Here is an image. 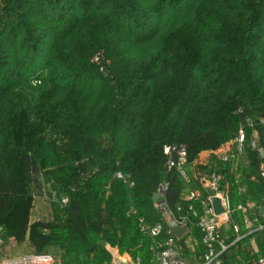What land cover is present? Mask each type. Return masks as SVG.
<instances>
[{
    "label": "trees",
    "instance_id": "trees-1",
    "mask_svg": "<svg viewBox=\"0 0 264 264\" xmlns=\"http://www.w3.org/2000/svg\"><path fill=\"white\" fill-rule=\"evenodd\" d=\"M260 119L264 0H0L2 240H30L36 254L56 248L62 264H110L106 245L149 264V240L128 210L162 223L164 239L165 220L151 200L161 182L174 213L188 204L198 210L210 195L186 199L201 186L180 178L179 149L187 170L202 152L229 145L226 159L211 156L203 174L219 173L223 188L236 167L246 194L264 199L260 188L252 191L264 184V157L247 147L242 169L234 144L242 129L245 144L255 131L264 147ZM165 146L174 151L165 154ZM49 183L56 192L50 200ZM37 198L47 199L52 220L27 224ZM250 219L264 224L256 213ZM236 232H220L231 244L220 253L222 264H257L264 252L251 255L234 242ZM183 241L182 257L190 259Z\"/></svg>",
    "mask_w": 264,
    "mask_h": 264
},
{
    "label": "built area",
    "instance_id": "built-area-1",
    "mask_svg": "<svg viewBox=\"0 0 264 264\" xmlns=\"http://www.w3.org/2000/svg\"><path fill=\"white\" fill-rule=\"evenodd\" d=\"M97 58L95 59V61ZM259 123L264 125V119H260ZM264 131V130H263ZM259 134L253 132L251 141L249 144H245V135L242 129H239L237 136L235 138L234 144L237 149L236 161L239 158L246 154V148L251 147L257 149L258 152L263 150L264 147L259 146ZM174 151L173 148L169 146L164 147V153L168 154L169 152ZM225 154V153H224ZM223 154V155H224ZM215 155L219 159L225 160V156ZM263 157V156H262ZM186 152L185 150L179 149L177 151V163L176 171L178 172L180 178L184 183H189L191 177L189 176L186 170ZM118 178L122 179L124 183L128 186H132L131 183H128L120 174L117 175ZM260 178L264 180V162L260 165ZM222 176L219 173L211 172L206 180L205 185L206 189L210 192V195L200 202V208L196 210L191 204H188L184 207H176L175 213L169 210L166 207L164 202L165 190L168 186L166 181L161 182L155 193L160 196V199L154 204L156 211L161 213L163 220L166 221L167 218L171 217L179 225H187L189 228V223L194 219L192 224L198 228L201 235V242L204 246V256L202 264H222L220 260V253L226 250L231 244L226 245L221 239L220 232L221 227L219 225V220L227 221L230 216V202L229 195L227 190L221 187ZM212 197H217L221 201V205L224 208L225 212L221 216L214 215L213 209L210 204V199ZM199 194L197 191L189 192L186 199L190 201H198ZM62 205L67 203V199L63 198L61 200ZM239 209L241 207H238ZM128 215L135 216L137 219V227L139 232L148 238V250L150 253L149 264H187L186 260L182 257V248L179 246L177 239L170 236L168 238H161V235L164 230V225L160 222L155 224H147L144 222L143 218L138 215L137 210L130 208L127 212ZM177 214L178 216L176 217ZM257 223V219L254 220ZM264 228V224H258L257 229L261 230ZM168 232V231H167ZM0 241H2L0 237ZM134 264H141V259L139 257L132 258ZM0 264H53V258L45 254H23L15 256L12 258H5ZM257 264H264V257H259Z\"/></svg>",
    "mask_w": 264,
    "mask_h": 264
},
{
    "label": "crops",
    "instance_id": "crops-1",
    "mask_svg": "<svg viewBox=\"0 0 264 264\" xmlns=\"http://www.w3.org/2000/svg\"><path fill=\"white\" fill-rule=\"evenodd\" d=\"M228 149H229V145H227L226 147H224L223 149H221L215 153L202 152L199 155V159H198L197 163L192 165V166L187 167V170L189 172L190 177L193 180L199 182V184L201 186L200 188L195 190V191H197L199 196L202 194V192H204L206 196L209 195V191L206 189V185L204 183L208 175L206 176L205 174H203V170L206 167L207 162L209 161L211 156H215L218 154L221 155L222 153L227 152ZM241 157L239 158V160L241 159ZM242 159L245 160V162H243V164H241L240 161L237 160L236 165L238 164L243 169L245 165L249 164V162L247 160L246 154L243 155ZM243 160H241V161H243ZM233 173H234L233 181L231 183L226 182L225 184H223V188L225 190H227L228 195H229L230 216H229L227 221H225L224 219L223 220L220 219L219 225L221 227V231H223L224 233L230 231L231 227L234 226V228L237 230L236 239L234 240V242L242 241L243 246L245 247V249L250 251L251 255H256L257 257H259L261 254L260 251L264 252V238L262 236L255 234L256 231L259 230V229H257L258 223H256L254 221L255 219H253V220L250 219V216H254L255 213L258 215L259 205H260L261 201L264 199H261L259 201L257 198L249 197L246 194V191H245L246 188H244V187L243 188L245 190H243V193L239 192L236 188H235V190H232V188L234 186L238 185L239 183H241V184L243 183L240 180L241 179L240 173L237 172L236 167L233 169ZM222 180H223V177H222ZM250 180L254 181L255 179H254V177H251ZM239 187H241V186H239ZM197 205H198V203H197ZM238 207H241V208L239 209ZM52 215H53V212H51L50 205H49L46 198H42V199L37 198L34 200V207L31 211L32 223L39 222V221H44V222L51 221ZM235 219H238L239 221L236 222ZM197 235H198L197 230H195V229L192 230L189 227L187 234L183 237V240H184L183 244H184L186 250L191 255L190 259L184 257L187 264H197V259L194 256V252L196 251V248L198 245V242L194 237H196ZM11 241L13 243H15V241L13 239H11ZM2 243H3V241H0V244H2ZM105 249H106V246H105ZM235 249H236V247H235ZM106 251H107V249H106ZM236 251H237V249H236ZM18 253L19 252L17 251V253H15V256H19ZM50 253H47V254L50 255ZM124 254H127V253H124ZM15 256L11 255L8 251H4L3 247H1V245H0V263L5 258H12ZM50 256L53 258V264H55L54 257L52 255H50ZM242 264H248V261L246 263L243 262ZM249 264H256V261L249 262Z\"/></svg>",
    "mask_w": 264,
    "mask_h": 264
},
{
    "label": "rangeland",
    "instance_id": "rangeland-1",
    "mask_svg": "<svg viewBox=\"0 0 264 264\" xmlns=\"http://www.w3.org/2000/svg\"><path fill=\"white\" fill-rule=\"evenodd\" d=\"M97 58V60H96V62H98L99 61V57H96ZM107 66V65H106ZM100 71L103 73V74H105L106 72H105V67H103V66H101V68H100ZM222 154H224V153H222ZM246 156H247V154H246ZM243 157V156H242ZM242 157H241V159L239 160L240 161V163L241 164H243V162H245V160H243L242 159ZM246 159V158H245ZM241 160H243V161H241ZM247 160H248V158H247ZM249 162V161H248ZM239 186H241V187H239ZM246 188V185L244 184V183H239L238 185H236V186H234L233 188H232V190H235V188L239 191V192H241V193H243V190H245L244 188ZM261 189V192H262V194L264 195V184H263V186H259V185H257V184H253L252 185V191H257V189ZM208 190V189H207ZM247 190V189H246ZM245 190V191H246ZM45 193H46V196H47V198L50 200L54 195H55V191H54V189H53V186H52V184L51 183H49V184H47L46 185V191H45ZM60 204H62V202H60ZM66 205V204H65ZM60 207L62 208L63 206H61L60 205ZM22 213V212H21ZM19 215V213H17L16 214V216H15V218L17 217ZM235 221L236 222H238L239 220L238 219H235ZM26 223L27 224H31L32 223V221H31V215L29 214L28 216H27V221H26ZM260 236H262L263 238H264V232H262L261 234H260ZM3 241V243L2 244H0L1 245V247H3V249H4V251H8L11 255H13V256H15V253H17V251L19 252L18 253V255H23V254H36V253H34V251H33V249L31 248V241L30 240H28V241H22V242H20V243H13L12 241H11V239L9 238H7V239H4V240H2ZM51 252V253H50ZM46 253H50V255H52L53 257H54V259H55V264H62V262H64V260H65V257L63 256V253L62 252H60L59 250H56V248L54 249V248H48L47 250H46ZM121 254V253H120ZM17 255V254H16ZM121 255H124V254H121ZM111 257V256H110ZM67 260H69L71 263L74 261V262H76L77 260H73V261H71L70 259H69V257H67ZM110 264H111V260H110Z\"/></svg>",
    "mask_w": 264,
    "mask_h": 264
},
{
    "label": "water",
    "instance_id": "water-1",
    "mask_svg": "<svg viewBox=\"0 0 264 264\" xmlns=\"http://www.w3.org/2000/svg\"><path fill=\"white\" fill-rule=\"evenodd\" d=\"M260 155L264 157V149L259 151ZM160 199V196L157 193L152 195V203L156 204ZM210 204L213 209L214 215L221 216L224 214L225 210L221 205V201L217 197H212L210 199ZM258 216L264 217V200L261 201L258 208ZM165 225L168 231V234L175 239L179 240L183 238L188 232L187 225L177 224L173 218L169 217L165 221ZM106 249L111 256V264H134L132 257L129 254L121 255L118 247H110L106 245Z\"/></svg>",
    "mask_w": 264,
    "mask_h": 264
}]
</instances>
